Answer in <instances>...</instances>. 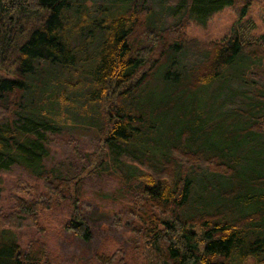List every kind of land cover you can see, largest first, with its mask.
<instances>
[{
  "label": "trees",
  "instance_id": "16d2710c",
  "mask_svg": "<svg viewBox=\"0 0 264 264\" xmlns=\"http://www.w3.org/2000/svg\"><path fill=\"white\" fill-rule=\"evenodd\" d=\"M254 1L0 0V171L20 165L44 189L22 178L10 187L0 239L37 231L23 247L12 236L11 264H53L41 214L68 198L62 229L90 239L79 192L106 175L127 188L118 219L132 238L95 252L99 264H264V34L244 21ZM227 5L239 14L228 35L189 36L192 21ZM166 10L177 17L164 25ZM210 85L222 93L194 104L190 122L179 104ZM72 127L99 137L83 156L75 145L74 176L46 163Z\"/></svg>",
  "mask_w": 264,
  "mask_h": 264
},
{
  "label": "rangeland",
  "instance_id": "374dc122",
  "mask_svg": "<svg viewBox=\"0 0 264 264\" xmlns=\"http://www.w3.org/2000/svg\"><path fill=\"white\" fill-rule=\"evenodd\" d=\"M154 10L159 13L163 11V7L159 2L154 4ZM182 15H180L181 17ZM177 15L170 10L163 12V24H169L176 19ZM156 18V16H155ZM239 18L237 8L229 5L214 14L206 25L198 24L194 21L189 25L187 32L190 37H195L202 41L220 40L230 33L232 25ZM244 21L250 22L251 34L261 36L264 34V0H255L250 6ZM249 33V32H248ZM95 55V50L90 48L85 53L84 64L89 67L91 59ZM226 88V87H225ZM230 88L234 90L251 89L248 84H242L239 81L231 83ZM230 88H226L229 91ZM220 92L217 86H208L199 96L191 97L185 103H180L178 111L191 110L189 113L190 122L197 123L198 116L192 112V107L197 104L199 108L204 107V103L211 100V93ZM222 92H220L221 94ZM241 94L234 97L235 102L244 107L241 103L243 100ZM245 99V98H244ZM247 100V99H246ZM74 138L78 141L76 144L70 139ZM99 137L94 130H88L83 127H72L63 134L55 136L50 143V154L46 159V163L50 167L59 168L62 172L74 176L78 166L83 163L80 154H77L75 145L80 148V153L85 154L91 151L98 143ZM19 178L26 179L33 183L38 189H43L41 180L32 177L29 172L22 166L16 165L10 170L0 171V213H8L11 209V200L9 199V190L13 183ZM79 203L83 207L85 218L90 225V239L82 240L74 237L72 234L62 229L63 224L71 217L73 211L72 200L70 198L63 201L59 207L53 210L43 211L41 214V222L47 229L44 238L49 244L53 264H99L94 258L95 252L101 250L112 252L121 245L130 243L132 235L130 232V221L127 217L122 216L118 219V214L122 203H129V193L117 177L106 175L104 180L84 182L80 190ZM128 220V221H127ZM127 221V222H126ZM3 227L0 225V236L4 235ZM37 231L32 227H25L21 230H13L11 234L0 239V264H11V244L13 240L20 245H25L27 241Z\"/></svg>",
  "mask_w": 264,
  "mask_h": 264
}]
</instances>
